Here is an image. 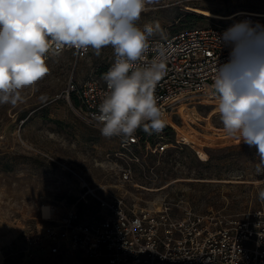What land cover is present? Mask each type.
Masks as SVG:
<instances>
[{"label":"rangeland","instance_id":"obj_1","mask_svg":"<svg viewBox=\"0 0 264 264\" xmlns=\"http://www.w3.org/2000/svg\"><path fill=\"white\" fill-rule=\"evenodd\" d=\"M195 8L224 17L237 11L264 13V0H156L146 4L137 23L141 28L160 24L162 35L150 39L228 24L190 10ZM46 55L49 72L21 91L23 102L0 105V264H84L77 252L50 254L41 231L51 213L61 218L89 190L102 197L128 192L129 204L138 195L172 204L184 196L198 211L212 208L229 215L264 208L257 150L225 133L217 102H188L173 120L166 118L160 134L141 131L135 160L118 139L102 136L64 98L71 80L80 84L108 71L115 62L112 47L102 48L99 56L90 48L80 60L72 51ZM72 103L79 105L75 99ZM209 135L227 140L207 144ZM129 167L147 190L121 183V170ZM78 208L86 220L102 218L94 199L89 206L81 201Z\"/></svg>","mask_w":264,"mask_h":264},{"label":"clouds","instance_id":"obj_2","mask_svg":"<svg viewBox=\"0 0 264 264\" xmlns=\"http://www.w3.org/2000/svg\"><path fill=\"white\" fill-rule=\"evenodd\" d=\"M156 0H0V105L23 102L21 91L49 72L50 51L65 48L99 56L111 46L115 62L102 74L107 92L92 119L102 136L132 137L138 129L160 134L166 126L156 88L167 75L170 51L157 42L146 60L158 22L138 26ZM217 43L230 47L214 65L211 84L225 133L257 150L264 174V27L241 22ZM264 201V189L258 193Z\"/></svg>","mask_w":264,"mask_h":264},{"label":"built area","instance_id":"obj_3","mask_svg":"<svg viewBox=\"0 0 264 264\" xmlns=\"http://www.w3.org/2000/svg\"><path fill=\"white\" fill-rule=\"evenodd\" d=\"M227 21L223 26L183 31L168 39H150L147 61L155 55L152 45L157 42L170 51L167 75L156 88L165 121L173 120L188 102L215 100L211 90L214 65L227 62L231 50L217 43V38L245 21L264 27V15L256 13ZM69 51L80 60L90 49L83 54L65 48L59 55ZM106 92L102 77L90 76L80 84L71 80L64 98L87 124L99 127L92 116ZM141 131L132 137L113 136L135 160H139L134 147L143 136ZM120 181L147 190L134 180L132 167L121 170ZM127 198L128 192L102 197L89 190L81 201L89 206L96 200L101 219L86 220L78 208L81 201L72 204L61 218L48 219L41 238L50 254L77 252L84 257V264H264V208L229 215L212 208L198 211L184 196L176 204L166 198L160 203L144 201L140 195L129 204Z\"/></svg>","mask_w":264,"mask_h":264},{"label":"bare ground","instance_id":"obj_4","mask_svg":"<svg viewBox=\"0 0 264 264\" xmlns=\"http://www.w3.org/2000/svg\"><path fill=\"white\" fill-rule=\"evenodd\" d=\"M190 10H192V11L198 13V14H203V15H206V16H210V17H214V18H219V19H225V20H229V19H232V18H236L238 16H241V15H247L249 13H252V12H249V11H237V12H235V13L229 15V16L224 17V16H219V15L212 14L209 11L202 10V9H198V8L190 9ZM256 14L264 15V13H256ZM210 101L216 102V100H210ZM190 138H191V140L193 142H198V140L196 139V135L195 134L190 135ZM214 140H227V139L216 138L214 136L209 135L208 136V139H207V144L212 143ZM217 147H219V146H217ZM158 208H159V206H158ZM57 217H58V213L54 211L53 213H51V216H50L49 219H54V218H57Z\"/></svg>","mask_w":264,"mask_h":264},{"label":"trees","instance_id":"obj_5","mask_svg":"<svg viewBox=\"0 0 264 264\" xmlns=\"http://www.w3.org/2000/svg\"><path fill=\"white\" fill-rule=\"evenodd\" d=\"M188 16H189V18L196 19V20L204 19V17L197 15V14H189ZM165 128H167V127H165Z\"/></svg>","mask_w":264,"mask_h":264}]
</instances>
